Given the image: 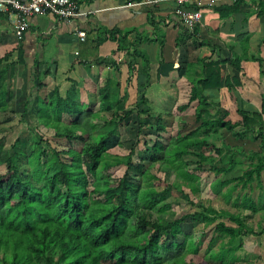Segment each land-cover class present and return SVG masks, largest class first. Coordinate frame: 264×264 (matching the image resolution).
Instances as JSON below:
<instances>
[{"label":"trees","instance_id":"trees-1","mask_svg":"<svg viewBox=\"0 0 264 264\" xmlns=\"http://www.w3.org/2000/svg\"><path fill=\"white\" fill-rule=\"evenodd\" d=\"M242 2L236 0L217 8L221 18L237 13ZM259 5L262 14L264 1ZM178 8L201 10L197 1L187 5L178 2L174 7L177 16ZM199 28V23L192 31L185 27L184 34L194 43L213 46L208 40H199ZM134 30L115 29L110 35L123 41ZM184 38H178V44ZM165 41L164 37L163 45ZM123 43L120 49L131 54L130 44L125 46ZM213 47V51L217 49L215 45ZM18 51L17 62L9 61L10 53L0 58V113L11 112L26 118L30 113L32 94L29 89H16L14 80L20 69L22 66L27 72L29 69L28 75L36 80L34 85L39 89L42 78L54 72L51 67L43 69L39 62L28 66L24 49ZM231 51V64L237 70L243 69L244 60H255L264 76L261 56H250L246 48L241 52ZM213 54L187 61L185 67L192 87L188 102L179 109L186 110L195 103L196 125L185 134L179 132L172 136L165 144L162 133L167 131V125L160 114L156 116L159 136L148 150L154 160L163 161L178 178L169 179L162 189L154 184L157 176L149 167L133 161L135 148L124 156H113L109 152L110 139L117 135L133 111L139 117V132L155 118L146 95L151 61L139 48L133 55L140 56L144 65L135 106L127 108V97H111V93H117L116 89L112 91L107 85L102 86V107L112 111L111 116H105L102 125L95 122L100 112L84 107L75 84L65 95L56 86L46 96L39 97V125L53 129L54 137L66 139L69 146L64 149L54 147L43 135L38 136L30 153L18 149L4 159L0 144V167L6 164L4 173L0 168V264H208V259L222 264L235 262L238 259L236 251L243 245L244 237L262 233L264 229L249 226L239 212L196 203L185 188L193 195L201 193V173L205 171L216 174L212 184L216 192L230 183L247 187L256 180L261 181L264 172V95L262 107L258 109L242 97L239 79L227 75L226 85L241 119L235 121L229 117L230 111L222 110L219 95L225 73L222 64L227 60L213 59ZM129 67L133 71L136 65L130 62ZM64 116L72 120L65 122ZM223 129L240 139L260 141L261 148L247 152L240 146L215 147L216 156L206 154L204 148L209 144L208 137ZM76 141H82L84 145L77 149L73 144ZM19 142L16 141V148ZM191 153L198 158L193 169L188 167L185 159ZM121 165L126 169L113 182L106 172ZM235 169H241V175L224 180L218 177ZM131 172L138 175V181L132 178ZM174 188L194 209L174 210L173 202L169 200L178 196ZM235 188L237 186L231 191ZM177 204L184 210V202L180 200ZM243 206H253L251 209L257 211L254 200L248 195ZM163 214H171L173 218L166 219ZM190 217L200 219L206 227L214 225L215 236L205 251L207 259L199 256L203 242L183 228ZM226 238L229 239L227 242ZM219 240H222L220 250L215 251L213 248ZM222 253L230 257H221Z\"/></svg>","mask_w":264,"mask_h":264},{"label":"crops","instance_id":"crops-1","mask_svg":"<svg viewBox=\"0 0 264 264\" xmlns=\"http://www.w3.org/2000/svg\"><path fill=\"white\" fill-rule=\"evenodd\" d=\"M192 1L188 0L184 4H190ZM235 1L216 0L213 3L205 1L199 5L202 18L199 22L198 38L210 41L217 49L213 51V46L199 43L203 54H192L191 51L187 61H196L199 57L215 52L213 59L227 60L222 64L225 73L219 95L221 102L222 97L228 99L222 102V110H232V108L236 110L235 102L226 85L227 75L236 76L242 83L238 88L242 97L261 109L263 99L260 105L253 102L254 97L262 98L264 95V76L260 73L259 62L244 60L243 69L237 70L231 64V50L241 52L246 48L250 56H261L264 59V13H259V3L264 0H243L237 13L221 18L217 8ZM177 3V0H80L81 11L85 14L71 20L61 19L53 14L31 16L23 40L18 39L7 16L0 13V58L10 53L9 61L17 62L18 50L22 48L28 66L39 62L43 69L52 68L54 73L42 78L40 89L35 87L36 80L28 75L29 69L27 72L25 66H22L14 80L16 89L31 91L30 112L34 111L35 106L39 111V97L46 96L56 86H59L61 94L65 95L66 91L75 84L80 90L83 104L87 102L85 100L89 96L100 94V88L105 85L112 91L116 89L117 93H111V97L129 96L137 100L140 74L144 65L140 56L133 55L138 48L151 61L150 85L146 91L150 103L151 97L167 95L165 83L168 81L177 82L178 88H188L189 99L192 84L185 70L183 77L179 73L182 66L179 57L182 43L190 44L194 41L184 34L185 27L188 26L174 12ZM132 28L135 30L129 33L126 39H122L123 41L113 39L110 35V31L115 29ZM81 31L86 34L84 39L79 35ZM117 36L121 39L119 34ZM163 36L166 40L164 45ZM182 37L185 38L178 44V38ZM122 42L125 46L130 44L131 54L124 48L120 49ZM130 62L136 65L133 71L129 67ZM181 89L175 93L177 96H183ZM187 102L188 100L181 102L180 105ZM242 140L237 138L234 143L242 145ZM234 143L233 145L238 146ZM260 148L261 142L258 141V145L253 150ZM241 173V169H235L229 174H220L218 177L224 180L237 177ZM214 181L208 188L209 193L220 201V205L215 206L216 208L232 212L237 209L249 226L255 229L261 226L264 229V172L261 181L256 180L247 187H243V184L230 183L220 187V191L216 192L212 188ZM236 186L237 188L231 191ZM206 189L207 187L204 190ZM246 195L254 200L257 211L251 209L253 206H243ZM255 216H258V219L256 226H253L250 220ZM225 240L227 242L229 239ZM242 244L236 251L238 259L232 263L264 264V230L259 234L245 236ZM219 262L222 264L221 261Z\"/></svg>","mask_w":264,"mask_h":264},{"label":"rangeland","instance_id":"rangeland-1","mask_svg":"<svg viewBox=\"0 0 264 264\" xmlns=\"http://www.w3.org/2000/svg\"><path fill=\"white\" fill-rule=\"evenodd\" d=\"M199 53L202 55L200 51L199 43H182V52L180 55V72L181 77L184 76V70L187 63V58H190L189 54L191 53ZM167 85L168 91L166 96H157L151 97V106H152V114L155 117L153 119V123L147 126H144L142 131L139 132V117L136 111H133V115L129 117L124 126H122L117 135L110 139L109 144V152L113 156H124L127 155L132 148H135V154L133 156V161L135 163L143 162L145 167H149L152 173L156 174L157 178L154 179V184L157 188L162 189L166 186L168 180H177L175 171L165 165L163 161L154 160V156L151 151L148 150L151 147L156 138L159 136V133L156 129V116L161 115L163 122L167 125V131L162 133V141L165 144H168L172 138V136L178 134L179 132H183L184 134L189 131L190 128L196 125L195 118H194V106L195 103H192L190 107L186 110L179 109L181 102H185L188 100V88L181 89L176 87L177 82L168 81L165 83ZM182 90L183 96H177L175 93ZM128 107L131 108L135 106V100L132 97L126 96ZM228 98L222 97V102L224 103ZM254 101L257 105H260L261 99L260 97H254ZM87 102H84V107L87 109H93L96 112H100V117L95 120L98 124L102 125L104 123L105 116L109 117L112 114V111L107 110L105 107H102V98L100 94L93 96H89ZM248 101V100H247ZM135 102V103H134ZM235 102V101H234ZM249 103H251L249 101ZM179 104V105H178ZM253 104V103H251ZM234 106V105H233ZM255 106V105H254ZM236 107V103H235ZM256 107V106H255ZM38 107H34V111L30 112L26 118H22L20 114H13L11 112L8 113H0V144H2V151L1 156L6 159L12 153L19 150H24L27 153L32 151L35 141L37 140L38 136H43L44 140L50 141L52 146L57 147L59 149L67 148L69 145L66 139H60L54 137L53 129H49L40 124V118L38 116ZM225 111V110H223ZM231 117L233 120L238 121L241 119V116L232 108L229 110ZM65 122H70L72 119L69 116H64ZM237 139L233 135L231 131L226 129L221 130L218 134H214L208 137L209 144L204 148L206 154L215 155V147H222L223 149L226 146H236L233 145L234 141ZM240 139V138H238ZM19 140L18 147L16 148V141ZM241 144H237L238 146L242 147L245 151L253 150L256 145H258V140L254 141L251 139H243ZM75 148L80 149L84 143L82 141H76L73 143ZM45 145H47L45 143ZM16 159V158H15ZM185 159L188 161V167L193 169L197 165L198 158L191 153L190 155L185 156ZM248 161H246L247 163ZM245 166V165H244ZM1 172L4 173L6 171V164H3L1 167ZM126 167L125 166H115L108 170L106 173L112 177L113 182L120 177ZM132 173V178L134 180H139L138 175L134 172ZM201 193L198 195H193L190 193V189L185 188V191L189 193L193 200L198 203L202 202L205 205H213L218 207L220 205V201L215 199L212 196V193H209V186L211 182L215 180L216 174L212 171H205L201 173ZM205 187H207L206 190ZM176 196H172L169 198L170 201L173 202V208L177 212H182L190 209L192 210L191 203L187 202L185 197H182L181 193L177 189H173ZM184 202V210L181 207V204H177L178 201ZM197 208V207H196ZM189 209V210H190ZM194 209V208H193ZM237 212V209L235 210ZM163 217L166 219H172L173 215L171 214H163ZM258 216L254 217L250 220L253 223V226H256ZM262 225V224H261ZM259 226L258 229H260ZM183 228L190 234H194L198 239H200L203 243L200 247V254L199 256L203 259H207L205 257V251L209 245V242L213 236H215L214 225L206 227L203 221L200 219H193L192 217L188 218L187 221L183 224ZM257 229V230H258ZM226 241V240H225ZM224 241V242H225ZM221 240L217 242L214 246L213 250L219 251L220 250ZM227 255V253H222L220 256ZM229 258L230 255H227ZM210 263L208 264H220L219 261L208 259ZM234 264V263H232Z\"/></svg>","mask_w":264,"mask_h":264},{"label":"built area","instance_id":"built-area-1","mask_svg":"<svg viewBox=\"0 0 264 264\" xmlns=\"http://www.w3.org/2000/svg\"><path fill=\"white\" fill-rule=\"evenodd\" d=\"M184 3L188 0H177ZM198 4L203 2H215L216 0H193ZM80 0H0V12L5 14L12 24L18 39H23L29 28V18L39 14H53L61 19L71 20L77 16L85 14L81 11ZM176 13L186 22L187 26L193 30L195 25L201 21L202 12L187 11L178 8ZM82 39L85 32H79Z\"/></svg>","mask_w":264,"mask_h":264}]
</instances>
